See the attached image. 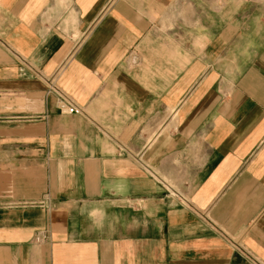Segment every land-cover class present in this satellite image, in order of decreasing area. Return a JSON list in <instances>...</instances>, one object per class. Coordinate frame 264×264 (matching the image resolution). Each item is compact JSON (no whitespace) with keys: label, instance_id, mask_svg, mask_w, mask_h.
<instances>
[{"label":"crops","instance_id":"crops-1","mask_svg":"<svg viewBox=\"0 0 264 264\" xmlns=\"http://www.w3.org/2000/svg\"><path fill=\"white\" fill-rule=\"evenodd\" d=\"M0 264H264V0H0Z\"/></svg>","mask_w":264,"mask_h":264},{"label":"built area","instance_id":"built-area-1","mask_svg":"<svg viewBox=\"0 0 264 264\" xmlns=\"http://www.w3.org/2000/svg\"><path fill=\"white\" fill-rule=\"evenodd\" d=\"M59 96L61 97L63 109L67 114L78 115L82 113L81 108L71 101L66 95L60 92ZM41 239L43 238H37V241L40 242Z\"/></svg>","mask_w":264,"mask_h":264}]
</instances>
